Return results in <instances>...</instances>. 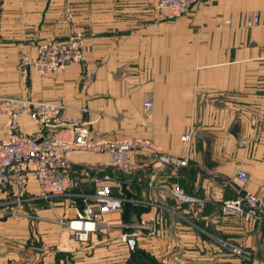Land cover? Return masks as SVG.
<instances>
[{
	"label": "crops",
	"instance_id": "obj_1",
	"mask_svg": "<svg viewBox=\"0 0 264 264\" xmlns=\"http://www.w3.org/2000/svg\"><path fill=\"white\" fill-rule=\"evenodd\" d=\"M157 3L0 0V101L61 103L93 134L147 140L164 154L188 159L175 169L137 151L132 171L122 174L108 154L76 153L74 171L92 166L120 175L122 209L84 240L62 222L77 217L69 197L41 201L37 221L0 213V264H117L124 260L119 248L132 264L131 239L156 264H264V210L252 222L222 212L239 194L234 177L240 169L248 172L247 189L264 202V0H200L174 20H166ZM250 14L259 15V23L249 26ZM75 30L85 33L84 63L51 80L34 71L26 81L21 77V55L34 60L46 39L66 41ZM146 101L153 103L150 112ZM20 127L36 132L27 115ZM187 132L190 143L182 140ZM7 137L0 115V141ZM175 185L198 201L175 199ZM30 191L38 194L35 182ZM94 191L83 181L77 193ZM226 242L251 258L245 261Z\"/></svg>",
	"mask_w": 264,
	"mask_h": 264
},
{
	"label": "built area",
	"instance_id": "obj_2",
	"mask_svg": "<svg viewBox=\"0 0 264 264\" xmlns=\"http://www.w3.org/2000/svg\"><path fill=\"white\" fill-rule=\"evenodd\" d=\"M199 1L158 0L157 10L166 20H174L189 13ZM259 21L257 14L248 16L249 26ZM86 59L85 33L75 30L66 41L55 37L46 39L39 45L34 60L21 55L19 70L25 81L33 71L42 79L51 80L56 73L68 66L82 64ZM152 106V101L144 103L147 112L151 111ZM0 115L6 119L8 132V137L0 141V212L17 215L19 208L31 200L69 197L77 217L64 224L78 240H84L88 232L96 231L108 214L119 212L125 198L114 193L115 189L120 192L124 185L119 174H102L99 167L92 166L74 171L76 153L108 154L110 165L122 174L132 171L131 154L137 151L149 153L175 169L188 165L187 158L164 154L147 140H113L93 134L86 122L69 115L67 107L61 103L37 101L30 97L7 98L0 101ZM23 115L35 123V133L21 131L20 118ZM182 140L190 143L192 132L185 133ZM83 181L94 185L92 195L86 197L77 193ZM248 181V172L238 170L234 184L239 194L223 203L222 212L252 222L261 218L264 202L247 189ZM32 182L39 190L36 196L30 191ZM171 194L183 203L198 201L180 185L173 186ZM79 199L85 203L82 208ZM142 225L151 228L143 221ZM224 245L246 260L251 258V253L242 247L227 242Z\"/></svg>",
	"mask_w": 264,
	"mask_h": 264
},
{
	"label": "rangeland",
	"instance_id": "obj_3",
	"mask_svg": "<svg viewBox=\"0 0 264 264\" xmlns=\"http://www.w3.org/2000/svg\"><path fill=\"white\" fill-rule=\"evenodd\" d=\"M84 33V32H83ZM50 199H43V200H41V199H35V200H31V201H29V202H26L24 205H22L20 208H19V213L17 214V215H12V214H7V213H3V212H0V213H3V216H2V218H9V217H20V216H25V217H27V218H30V220H32V221H37V217H38V213H37V209H40L41 208V206H43L45 203H43V202H41V201H44V202H46V201H49ZM71 205H73L72 204V201L71 200H69L68 201ZM65 203H67V201L66 200H63V206H67L68 205V203L67 204H65ZM1 219V218H0ZM67 221V219H63L62 220V222H63V224H64V222H66ZM105 251L106 250H108V249H104ZM119 254H120V256H122V258L124 259V260H119V262L117 263V264H126V256L128 255V254H130L129 252H126V250H124V249H122V248H119ZM126 255V256H125ZM109 258V257H108ZM245 261H248V260H246L245 259Z\"/></svg>",
	"mask_w": 264,
	"mask_h": 264
},
{
	"label": "trees",
	"instance_id": "obj_4",
	"mask_svg": "<svg viewBox=\"0 0 264 264\" xmlns=\"http://www.w3.org/2000/svg\"><path fill=\"white\" fill-rule=\"evenodd\" d=\"M124 193V185L122 190L120 191V195L122 196ZM82 208L83 206L80 205ZM132 264H156L155 261L150 258L146 253L143 251L137 250L136 253L133 256Z\"/></svg>",
	"mask_w": 264,
	"mask_h": 264
},
{
	"label": "water",
	"instance_id": "obj_5",
	"mask_svg": "<svg viewBox=\"0 0 264 264\" xmlns=\"http://www.w3.org/2000/svg\"><path fill=\"white\" fill-rule=\"evenodd\" d=\"M135 241L133 239L130 240V245L132 247V249L136 252V247H135Z\"/></svg>",
	"mask_w": 264,
	"mask_h": 264
},
{
	"label": "bare ground",
	"instance_id": "obj_6",
	"mask_svg": "<svg viewBox=\"0 0 264 264\" xmlns=\"http://www.w3.org/2000/svg\"><path fill=\"white\" fill-rule=\"evenodd\" d=\"M75 225H76V226H80V224H78V223H75Z\"/></svg>",
	"mask_w": 264,
	"mask_h": 264
}]
</instances>
